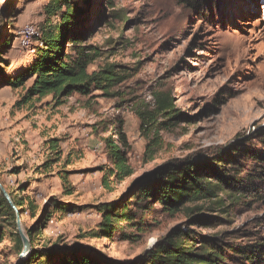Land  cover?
<instances>
[{
	"label": "rangeland",
	"instance_id": "obj_1",
	"mask_svg": "<svg viewBox=\"0 0 264 264\" xmlns=\"http://www.w3.org/2000/svg\"><path fill=\"white\" fill-rule=\"evenodd\" d=\"M46 2L0 0V38L8 36L11 44L1 56L7 66L0 65L7 73L28 67L42 47ZM73 3L84 11L87 32L81 44L85 48L67 45L72 58L69 63L81 53L78 49H85V53L98 54L89 72L113 66L123 81L113 84L107 93L93 90L88 97L74 94L60 105L51 96L22 103L24 89L0 88V137L13 131L12 138L0 142V178L10 182V187L26 182L27 195L39 207L49 200L85 207L68 214L52 210L43 231L44 241L59 247L79 243L118 264L140 261L173 231L189 234L196 245L215 243L227 256L230 247L264 243L261 183L254 184L259 185L262 198L248 191L238 201L225 197L221 211L202 206V211L189 216L184 210L168 215L154 201L146 203L136 197L129 200L126 213L133 212L136 221H143L139 230L122 223L121 232L110 239L89 236L102 220L94 205L124 196L134 180L163 164L183 160L210 163L221 158L225 163L222 172L228 176L235 168L251 173L254 165L261 164L264 0H198L193 9L175 0ZM55 20H50L52 25ZM154 93L170 95L178 118L158 117L143 135L137 113H154ZM119 122L130 147L128 163L133 175L121 182L107 179L109 186L105 188V141H117ZM50 139L60 140L61 153L58 163L44 169L43 163L52 157ZM61 171L69 174L70 195L65 194L68 186L60 179ZM238 179L248 182L244 174ZM239 185L252 184L234 183L236 189ZM146 206L149 209L144 211ZM33 223L27 215L21 217L23 230ZM17 259L10 240L0 243V264H16ZM231 259L226 264H238Z\"/></svg>",
	"mask_w": 264,
	"mask_h": 264
},
{
	"label": "trees",
	"instance_id": "obj_2",
	"mask_svg": "<svg viewBox=\"0 0 264 264\" xmlns=\"http://www.w3.org/2000/svg\"><path fill=\"white\" fill-rule=\"evenodd\" d=\"M175 2L188 9H193L198 4L196 3L198 0H175ZM107 5H112V3ZM43 12L46 21L40 37L42 47L36 50L31 64L24 69L7 73L5 67L0 65V88L21 87L24 89L22 103H27L32 99L40 101L51 96L55 104L60 105L62 100L74 94L88 97L93 90L107 93L113 84L123 81L119 74L114 73L113 66L88 71V68L98 58L97 53L92 55L85 53V49H78L81 53L77 59L69 63L72 58L68 55L67 45L76 49L85 48L81 47V44L87 32L83 26L84 11L73 3V0H47ZM53 18L56 20L52 25L50 20ZM114 18L121 19L119 15H114ZM4 37L0 38V64L7 66L1 56L7 53L11 44L10 39H7L8 36ZM30 80L31 83L26 86L25 83ZM153 99L155 101L153 114L137 113L140 121L139 129L143 135L153 128L158 117L167 118V120L178 118L172 98L168 93H154ZM115 135L117 136L116 142L110 138L105 141L107 164L102 168L104 173L102 184L105 188L109 186L107 179L112 178L121 182L133 175L128 163L130 147L122 122H119L115 128ZM59 144V139L48 141L52 157L43 163L44 169H49L59 162L61 153ZM249 156L255 160L254 155ZM260 162L261 164L253 166L251 173L235 168L231 176L222 172V169L225 171L223 166L225 163L221 158L212 160L210 163L183 160L163 164L148 175L134 180L124 196L94 205L95 212L102 217V220L96 231L90 233L89 236L110 239L116 233L121 232L122 223L134 230H139L143 221L141 219L139 222L136 221V214L133 212L126 213L129 202L136 197L138 201L144 200L146 203L154 201L168 215L184 210L188 216L196 210L202 211L204 209L202 206H209L207 210L221 211L225 204V197L238 201L248 191L262 198L263 195L259 194V185L254 184H264V159ZM220 164L222 166H219ZM228 164L231 165V163ZM232 169L230 167V170ZM15 173L14 169L12 174ZM241 174L246 176L248 182L238 179ZM68 175V172H60V179L65 186H68L65 191L66 195H70L73 191L69 185ZM238 181L252 185H239L240 188L236 189L234 183L237 184ZM0 183L9 194L20 218L27 215L30 220L34 221L31 227L25 229L31 247L30 254L19 264H118L79 243H73L70 247H59L58 244L52 245L44 241L43 231L51 217L52 210L60 214H68L85 207H78L71 203H59L54 200H49L39 207L34 198L27 195L29 185H26V182L10 187L0 178ZM188 204H192L193 207H187ZM198 204L202 205L198 206ZM142 209L146 211L149 206ZM15 220L13 209L0 193V243L5 239L10 240L18 258L22 250V241L16 232ZM229 252L230 256H227L220 246L210 241L196 245L189 234L173 231L148 251L140 261L133 264H226L228 258L236 260L238 264H264V243L230 247Z\"/></svg>",
	"mask_w": 264,
	"mask_h": 264
},
{
	"label": "water",
	"instance_id": "obj_3",
	"mask_svg": "<svg viewBox=\"0 0 264 264\" xmlns=\"http://www.w3.org/2000/svg\"><path fill=\"white\" fill-rule=\"evenodd\" d=\"M0 193L4 196V198L6 199V201L8 202V204L10 205V207L13 209V211L15 213L16 232L22 241V250H21V252L18 256L17 262H16V264H19L20 261H24L29 256L30 251H31L30 243H29L28 237L25 234V230L22 229L21 218H20V215L18 213V210L15 207V205L13 204V202H12L9 194L7 193V191L1 185V183H0Z\"/></svg>",
	"mask_w": 264,
	"mask_h": 264
},
{
	"label": "crops",
	"instance_id": "obj_4",
	"mask_svg": "<svg viewBox=\"0 0 264 264\" xmlns=\"http://www.w3.org/2000/svg\"><path fill=\"white\" fill-rule=\"evenodd\" d=\"M10 132H13V131H10ZM10 132L7 131V133H8L7 135H6V134L1 135V137H0V139H1L0 142H1V143H2V142H7V140H8L7 138H8V136L11 137V135H10L11 133H10ZM5 136H6V137H5ZM11 138H12V137H11ZM4 144H5V143H4ZM7 179H8V178H7ZM2 181L5 182L4 179H2ZM5 184H6L7 186H10L11 183H10V182L8 183V182L6 181Z\"/></svg>",
	"mask_w": 264,
	"mask_h": 264
},
{
	"label": "bare ground",
	"instance_id": "obj_5",
	"mask_svg": "<svg viewBox=\"0 0 264 264\" xmlns=\"http://www.w3.org/2000/svg\"><path fill=\"white\" fill-rule=\"evenodd\" d=\"M40 46H42V43L40 44Z\"/></svg>",
	"mask_w": 264,
	"mask_h": 264
}]
</instances>
